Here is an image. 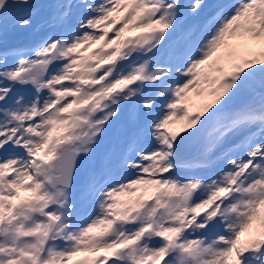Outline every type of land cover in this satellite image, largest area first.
<instances>
[{
    "label": "snow or ice",
    "instance_id": "6c2138e0",
    "mask_svg": "<svg viewBox=\"0 0 264 264\" xmlns=\"http://www.w3.org/2000/svg\"><path fill=\"white\" fill-rule=\"evenodd\" d=\"M0 264H264V0H0Z\"/></svg>",
    "mask_w": 264,
    "mask_h": 264
}]
</instances>
